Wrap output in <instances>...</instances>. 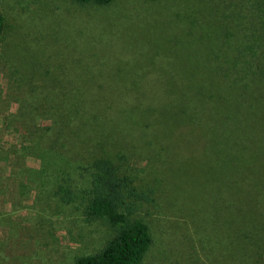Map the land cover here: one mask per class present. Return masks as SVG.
I'll return each mask as SVG.
<instances>
[{"label": "rangeland", "instance_id": "1", "mask_svg": "<svg viewBox=\"0 0 264 264\" xmlns=\"http://www.w3.org/2000/svg\"><path fill=\"white\" fill-rule=\"evenodd\" d=\"M0 12V264H74L104 246L110 229L55 194L87 188L102 153L152 191L142 264H264V0ZM150 79L173 101L155 105Z\"/></svg>", "mask_w": 264, "mask_h": 264}, {"label": "trees", "instance_id": "2", "mask_svg": "<svg viewBox=\"0 0 264 264\" xmlns=\"http://www.w3.org/2000/svg\"><path fill=\"white\" fill-rule=\"evenodd\" d=\"M71 1L80 5L107 6L113 0ZM4 29L5 18L0 12V41L4 39ZM146 84H149L148 88ZM146 84L143 89L148 95L162 102L155 105L173 101V94L167 91L165 82L150 79ZM183 99L186 102L192 100L189 97ZM113 157L102 153L91 160L87 168L90 177L87 188L76 189L67 181L56 186L55 194L62 202L82 206L84 221L100 222L111 231L110 238L98 252L77 256L74 264H142L152 245L148 214L144 212L145 204L153 199L152 191L138 183L129 164L124 166ZM2 218L0 213V227ZM2 245L0 242V257L3 256Z\"/></svg>", "mask_w": 264, "mask_h": 264}]
</instances>
